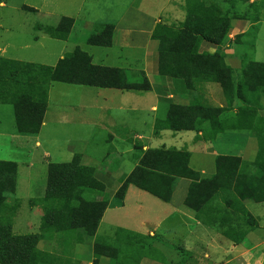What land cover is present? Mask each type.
I'll list each match as a JSON object with an SVG mask.
<instances>
[{"label":"crops","instance_id":"obj_1","mask_svg":"<svg viewBox=\"0 0 264 264\" xmlns=\"http://www.w3.org/2000/svg\"><path fill=\"white\" fill-rule=\"evenodd\" d=\"M49 1L50 0H42L43 5L45 7L49 6V4H47ZM59 1L68 2L71 6V8L65 10L66 13L63 14L62 17L60 16V19L66 18L73 20V26L70 28V30H68V35L66 34L64 39L53 38L60 41H67L74 37L75 33H81L85 30L88 31V29L91 28L90 23L83 22L80 18L82 12H84L86 9L92 12L94 15L95 10L99 9L101 6L111 9L120 6L122 4L121 2H124L126 4L124 5V10L116 20L109 23H92L93 33L97 31L96 29L98 26L111 25L113 27V31L110 47L98 48H112L117 42L118 45H126L131 50H143L144 55L142 57L138 58L129 56L126 58V60L131 61L132 63L136 62L138 64L139 72L137 73V76L138 78H141V73H143L144 77L150 84V90H121L67 84L61 82H50L48 87V97L52 86L51 84L53 83H61L74 88L84 87L96 90V97L90 100V102L94 101L93 104L95 109L99 112V116L93 118L91 122L82 120L75 122L72 125L80 127L82 129L81 132H83L85 137L89 135H87L88 129H93L92 132L97 131V133L103 131L107 135V139L104 140V143H107L108 141L109 146L106 144L107 146L104 151L101 153H96L97 150H90L89 139L83 138L78 141L81 145L78 152H74L72 149H70L71 153L69 154L68 158H66L67 160H64L65 162L62 160H58V163L46 162V168L48 169L51 164L70 163L75 155H79L80 165L83 167L92 168L94 170L98 168L106 158L107 149L111 148V160L117 162L115 166L122 169L126 167L128 168V170L126 169V171H128L127 174H131L132 169L138 166L140 158L148 151L164 150L187 153V167L191 171L192 177L178 179L176 187L172 192L171 198L168 202H164L151 195L153 198H156L167 206L165 209L167 211V216L156 219L154 222L155 229H162L163 225L167 226L168 228L165 229V233L172 236V238L168 239L166 236H164L165 234L162 235L156 233L155 231L148 233L149 236L152 235L151 237H154L153 234L156 233L160 237L172 242L176 247H182L186 251H189L193 247L209 248L215 250L224 249L225 251V249L232 247V252L240 253L239 249L244 246L243 241L248 243L250 247L253 246V242H255L256 239H259L258 235H261L259 232H264V224H261L260 222L264 218V202H253L249 199L241 201V204L257 223V226L254 225L252 229L250 228L251 226H242V229H240V231L233 236L234 238L240 239V242L235 243L230 238L221 235L218 230L206 226L201 221H199L196 218L194 211L185 205V200L188 197L192 183L204 184L206 186H213L215 189H219L217 185H212V177L216 175L217 171L216 160L218 158L237 159L240 161L239 168L242 165L251 166L252 164L262 162V157L260 158L262 148L259 142V137L260 135L264 134V126L261 128V131L258 129V126L260 121L259 113L261 110H263V108L260 106V102L263 99L262 96L264 95V86L258 87L255 92L244 90L241 94V96H243V100L238 97L237 85L243 78L242 70L245 67L239 59L238 66L233 67L228 65L232 71L234 83L232 93L228 98L224 95L223 90L217 83L195 82L191 87H188V85L181 79L164 76L159 73L158 52L150 45L152 44L150 38L157 24H181L189 15L188 10L197 6H199L198 8L200 9L209 7L219 8L224 15L230 18V23L235 25V23L240 22L238 20L240 18L237 16H243V6L248 9V7L254 4L255 0H182V2L177 4V6L182 9L183 16L178 17L179 14L175 11L169 14L168 19L165 20L169 23L162 21V13L166 6L170 3V0H168L166 4H163L159 7V12L157 16L154 17L146 13L144 10H141L138 6L136 7L131 5L132 2L134 3L135 1L139 0ZM0 6L3 7L4 5L0 4ZM199 15L202 18L205 16L203 11L202 13H199ZM254 16H257V13H255ZM234 30L235 28L231 31L233 32ZM93 33H91L89 37ZM229 37H232V34H230L228 38ZM225 42L226 40L219 46L202 42L199 45L198 54L214 53L216 51H223L224 55H229L231 53L235 54L233 49L228 51L226 50L225 47L228 46V43L226 45ZM207 46L208 50L206 49ZM76 51L88 56L93 66L106 67L95 64L92 56L80 51L78 47H76L71 53ZM71 53L61 57L59 61ZM252 62L264 65L263 62ZM126 65L127 68L125 69L117 67L106 68L123 70L128 82H139L141 79L136 80V76H134L132 81L130 80V74H132L133 69L130 68V65L127 64V62ZM235 70H240V76H238L237 79L234 78ZM133 74L135 75L136 73ZM99 92L110 93H104V95H102L99 94ZM112 92L119 93L118 95H115ZM64 93H62V95H65ZM129 93H135L138 96H142L145 93H151L153 94L154 99L147 103L146 100L129 97ZM62 95H59L60 98L63 97ZM48 97L47 108L39 134L36 137L20 136L21 138L30 142L35 148H40L42 143H45V141L41 140V130L46 126L45 117L49 108L48 106H50L48 104ZM171 106L190 108L191 110L201 112V115H199L193 122V130L171 131L163 128V121L166 119V115ZM84 108L85 107L83 105L77 106L78 110ZM154 143H156V147L153 146ZM136 146L138 149L141 148V155L138 157L137 161L135 160L136 158L133 159L130 157V153L134 152V148ZM19 147L20 149L26 148L24 142L21 143V146ZM44 156L49 157V152H45ZM31 166L34 167L35 164L32 163ZM118 174L119 176L127 175L126 173ZM95 175L97 179L105 185V189L108 191V196L110 198L108 200V207L102 217L103 220L108 210L113 208H124L127 192L129 187L132 185L128 186L124 199L121 202H118L114 197L116 193L115 187L118 185V179L116 178L118 177L117 173L106 171L105 173L101 174L95 172ZM42 190V193H44L45 196L46 187H42L41 191ZM39 198H31L30 200ZM221 198L222 197L218 198L214 196V201H216L215 204H219L220 209H218L217 212L215 211L214 213H211L209 220L208 218L207 220L209 222L221 224H226L229 222L233 223L236 216L225 212L224 208L222 207L223 201H221ZM205 205L206 207L210 205V198H208V201L206 200V202H204V206ZM34 207H38L40 209L39 206ZM211 216H222L225 217V220H211ZM251 225H253V223ZM117 230L120 231V233L127 235L133 233L132 236L136 237L135 240H137L139 236L144 237L148 235L135 233L132 230L127 231L120 228ZM97 231L93 237L96 238V240L98 238ZM181 232L185 234H182ZM241 232L242 235L240 234ZM76 234V230H68L55 233L52 239H46L54 249L52 253L56 255H59L60 251L62 253H69L68 256H64L68 263L71 262L72 264H77V261H80L79 259H81V256L77 254V251H75L73 247H83L84 245L82 242H76ZM43 240L45 239L40 238L38 246ZM174 240L176 242H174ZM91 245H93V241H91ZM90 249H92V247ZM94 260L96 259L91 257L89 261L86 260L82 262V264H92ZM220 262H225L227 264L232 262L231 264H236L234 259L231 257H212L211 255L201 257L197 255L192 256L186 254L183 257H178L176 261L177 264H219ZM169 263L171 264V262ZM153 264L168 263L167 261L159 260L158 262L155 261Z\"/></svg>","mask_w":264,"mask_h":264},{"label":"rangeland","instance_id":"obj_2","mask_svg":"<svg viewBox=\"0 0 264 264\" xmlns=\"http://www.w3.org/2000/svg\"><path fill=\"white\" fill-rule=\"evenodd\" d=\"M167 1L139 0L134 3L132 2L131 5L138 6L141 10L154 17L157 16L159 7L166 4ZM179 2H182V0H170V3L162 13L163 22L169 23L165 20L168 19L169 14L175 11L178 12V17L183 16L182 9L177 6ZM121 3L120 6L111 9L101 6L95 10L94 15L86 9L82 12L80 18L83 22L90 23L91 28L88 31L75 33L74 37L67 41H60L53 38L58 39L57 37L62 33L68 35V30L73 26L69 29L59 28L60 18L66 13L65 10L71 8L68 2L50 0L47 3L50 7H45L42 0H0V4L4 5L3 7L0 6V66L3 69L0 72V98L4 97L3 99L11 100L10 91L15 89L14 83L10 80L11 76L17 75V73L15 70H10V62L17 61L20 63H33L54 67L61 57L71 53L76 47L80 51L92 56L93 61L97 65L125 69L127 68V62L130 68L133 69L132 74H130V80L132 81L134 76H136V80L141 79L137 76L139 72L138 64L136 62L132 63L126 60V58L129 56L142 57L144 55L143 50H131L126 45H118L117 42L112 48H98L87 44L89 35L93 33L92 23H109L116 20L122 14L124 5H126L124 2ZM242 9L243 16H237L240 18L238 19L240 22L235 23V25L230 24L228 36L232 34V37L225 38L226 45L228 43V46L225 47L226 50L233 49L235 54L224 55L223 51H216L222 56L227 66H238L239 59L242 64L252 61L264 63V0H255L254 4L248 7V9L244 6ZM255 13H257V16H254ZM168 26L172 28L181 27L180 24H168ZM234 28L235 30L232 32L231 30ZM94 34L96 32L92 35ZM150 40L152 41L150 45L158 52L160 50L159 41H154L152 37ZM206 49L208 50V46ZM133 73L136 74L134 75ZM238 76H240V70H235L234 78L237 79ZM51 85L48 97V104L50 106H48L49 108L45 117L46 126L41 130V140L45 141V143L43 142L40 148L33 147L30 142L19 135L17 136L16 131H14L13 106L9 103H0V161L14 162L18 165L17 189L13 196H9L6 201L8 207L15 210L12 223L13 233L15 235L38 234L41 236V239H45L37 246V256L40 254L49 255L52 264H54L56 254L52 253L54 249L51 247L49 241L46 240L49 239V235L43 234L39 229L42 212L38 207H34L30 203L31 198L44 196L41 188L46 187V179H48L46 162L58 163V160H67L66 158L71 153L70 149L78 152L81 146L78 141L83 138L89 139L90 150H97L96 153L104 151L108 141L104 143L107 135L103 131L97 133V131L92 132L93 129H88V133H84L89 135L85 137L80 127L72 125L82 120L91 122L93 118L99 116V112L94 107V101L90 102V100L96 97V90L84 87L74 88L61 83H53ZM19 90L22 91V89ZM62 93L65 95H62ZM104 93L109 94L110 92H99L102 95ZM112 93L118 95L119 92ZM59 95L63 97L60 98ZM129 97L143 99L147 103L154 99L151 93H145L142 96L129 93ZM262 98L260 106L263 110L259 113L260 121L258 126L260 131L264 126V95ZM79 105H83L85 108L78 110L77 106ZM23 142L27 150L26 148H24L25 150L20 149L19 146ZM153 146L156 147V143ZM140 151L141 148L138 149L136 146L134 152L130 153V157L136 158L135 160L137 161L141 155ZM45 152H49V157L44 156ZM111 153V148H108L106 158L94 170L98 174L105 173L106 171L117 173L118 185L115 187V192H117L121 186L119 182L125 180L130 173L127 174L128 171L126 169L128 170V168L126 167L122 169L115 166L117 162L111 160ZM32 163L35 164L34 167L31 166ZM229 167L227 166L226 168ZM118 173H126L127 175L119 176ZM228 176L230 174L222 177V179L225 180ZM145 179L156 190L168 189L170 185V182L161 180L156 174L151 172H148V176ZM105 192L103 197L95 195L93 198L97 200H109L108 191ZM229 193V191L224 192L227 198L231 196ZM216 197L220 198L219 196ZM16 202H18V205ZM215 202H212L207 207V213L211 208L214 210L213 213L220 209L219 204L216 205ZM166 208L167 206L164 203L153 198L151 195L133 186L129 187L124 208H113L105 214L97 231V240L93 238L94 236H88L83 231H80L79 235L78 233L76 234V242H82L84 245L83 247H73L82 259H79L80 261H77V264H82L86 260L89 261L91 257L96 259L92 264H153L159 260L167 261L168 264H170L169 262L177 264V258L183 257L186 254L201 257L206 255H211L212 257L221 256L223 258L231 257L236 264H264V232H259L261 234L258 235L259 239H256L253 242L254 245L251 247L243 241L244 246L239 249L240 253L232 252V247L225 249V251L224 249L215 250L197 247L186 251L182 247H176L172 242L156 234H165L166 238H172V236L165 233V229L168 228L167 226L163 225L162 229H155L154 222L156 219L167 216ZM205 218L210 217L207 215ZM219 219L220 217L211 216V220ZM260 222L264 224V218ZM254 225L257 226L255 221H253V225L250 228L252 229ZM220 227L223 230L228 228L227 223L220 224ZM118 228L127 231L132 230L139 234H148L152 231L156 233L153 234L154 237L148 234L144 237L139 236L135 240L136 237L132 236L133 233L129 235L122 234L117 230ZM240 229H242V226L237 232L230 233L231 236L237 234ZM218 232L223 235V231L218 230ZM91 241H93V245H91ZM174 242L176 241L174 240ZM91 247L92 249H90ZM68 255L69 253H62L60 251V254L57 256L65 259L62 260L63 264H72L71 262H66L64 256ZM224 263L220 262L219 264Z\"/></svg>","mask_w":264,"mask_h":264},{"label":"trees","instance_id":"obj_3","mask_svg":"<svg viewBox=\"0 0 264 264\" xmlns=\"http://www.w3.org/2000/svg\"><path fill=\"white\" fill-rule=\"evenodd\" d=\"M198 7L188 10L189 15L180 24V28H172L167 24L156 25L151 37L154 41H159V73L181 79L188 87L195 82L217 83L228 98L234 87L231 69L218 52L198 54V48L202 42L215 46L223 43L230 31V18L219 8ZM202 11L205 14L203 18L199 15ZM72 25L73 20L62 18L59 28H70ZM96 30V34L89 37L88 45L110 47L113 27L98 26ZM65 37L66 35L62 33L57 38ZM243 65L245 66L242 70L243 78L237 85V95L241 99L244 90L255 92L258 87L264 86V65L253 62ZM9 67L17 73L11 76L10 80L14 83L15 89L10 91L11 100L2 97L0 103H9L13 106L15 131L17 135L23 137H36L40 132L47 108L50 82L121 90H150V84L143 73L139 82H128L123 70L93 66L89 57L79 51L67 55L55 67L17 61L10 62ZM2 71L0 66V72ZM199 115L201 112L190 108L171 106L163 121V128L171 131L193 130V122ZM259 142L262 148L260 153L262 162L251 166L242 165L239 168L240 161L237 159L218 158L212 185H217L219 189L192 183L185 200V205L194 211L199 221L223 231V235L235 243L240 242V239L234 238L230 233L236 232L241 226L250 227L254 221L241 201L249 199L253 202H264V135H260ZM187 165V153L148 151L140 158L138 166L131 174L120 182L121 186L114 197L121 202L128 186L132 185L168 202L178 179L192 177ZM227 166L230 167L226 168ZM148 172L170 182L168 189L156 190L150 186L145 179ZM227 174L230 176L222 179ZM16 178L17 164L0 161V264H52L49 255L37 256L36 249L41 236L13 233L15 210L9 208L6 201L15 193ZM105 191V185L97 179L94 170L80 165L79 155H75L70 163L51 164L48 167L45 196L30 200L33 206L40 207L43 214L40 219V232L49 235V239H52L55 233L68 230H76L78 235L83 231L88 236H94L108 207V200H95L93 197L95 195L103 197ZM225 191L230 192L229 198L224 194ZM214 196L222 197L225 212L236 216L233 223H227L226 230L220 227L221 223L209 222V218L208 220L205 218L214 210L211 208L207 213L204 202L210 198L211 205ZM16 204L18 205V202ZM220 220H225V217L221 216ZM56 256L53 263L63 264L62 260L65 259ZM66 262L68 263L67 260Z\"/></svg>","mask_w":264,"mask_h":264}]
</instances>
